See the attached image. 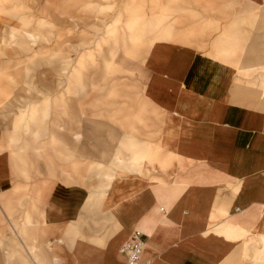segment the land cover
Wrapping results in <instances>:
<instances>
[{
    "label": "crops",
    "instance_id": "1",
    "mask_svg": "<svg viewBox=\"0 0 264 264\" xmlns=\"http://www.w3.org/2000/svg\"><path fill=\"white\" fill-rule=\"evenodd\" d=\"M173 6L187 39L139 45L131 82L140 91H126L122 106L92 81L59 124L62 155H34V169L16 178L30 156L8 151L11 130L0 129V194L26 188L45 264H127L120 249L136 231L147 264H264V0ZM116 165L122 173L110 174Z\"/></svg>",
    "mask_w": 264,
    "mask_h": 264
},
{
    "label": "rangeland",
    "instance_id": "2",
    "mask_svg": "<svg viewBox=\"0 0 264 264\" xmlns=\"http://www.w3.org/2000/svg\"><path fill=\"white\" fill-rule=\"evenodd\" d=\"M128 1L0 0V30L11 32L7 33L9 39L3 40L6 44L1 54L0 129L11 130L8 151L20 149L30 156V163L23 164L16 178L23 180L24 173L34 169V155H62L59 124L62 118L65 122L71 120L69 115H75V106L88 97L92 81L102 92L114 90L111 101L115 108L122 106L126 91H140L139 84L131 82L141 68L142 56L133 54L139 45L147 42L149 48L156 40L168 41L172 34L179 35L175 32L178 22L171 17L177 10L173 6L176 0H168L166 5L155 0V8L147 7L144 1ZM151 11L155 12L154 18L148 15ZM258 14L264 15V7L258 9ZM153 34L156 38L144 39ZM40 144L45 150L35 149ZM120 152L115 158L117 154L122 157ZM58 168L51 167V171L55 174ZM101 169L97 168L100 175ZM113 169L110 174L123 171L117 165ZM93 171L89 168L88 174ZM101 189L105 188L99 187L98 191ZM25 190L18 187L0 194V264H36L33 259L45 264L42 236L34 231L28 213L35 205L28 203ZM12 195L22 196L15 197L13 211Z\"/></svg>",
    "mask_w": 264,
    "mask_h": 264
},
{
    "label": "built area",
    "instance_id": "3",
    "mask_svg": "<svg viewBox=\"0 0 264 264\" xmlns=\"http://www.w3.org/2000/svg\"><path fill=\"white\" fill-rule=\"evenodd\" d=\"M146 245L144 234L136 231L131 238L121 246V252L127 257V264H147L141 261Z\"/></svg>",
    "mask_w": 264,
    "mask_h": 264
}]
</instances>
